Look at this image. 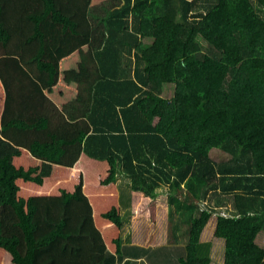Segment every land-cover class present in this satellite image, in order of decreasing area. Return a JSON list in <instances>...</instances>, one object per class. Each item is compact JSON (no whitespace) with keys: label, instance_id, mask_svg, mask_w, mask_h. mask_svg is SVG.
I'll list each match as a JSON object with an SVG mask.
<instances>
[{"label":"trees","instance_id":"1","mask_svg":"<svg viewBox=\"0 0 264 264\" xmlns=\"http://www.w3.org/2000/svg\"><path fill=\"white\" fill-rule=\"evenodd\" d=\"M77 78L84 119L39 109ZM161 186L179 264L212 215L223 264H264V0H0V264H103Z\"/></svg>","mask_w":264,"mask_h":264},{"label":"crops","instance_id":"2","mask_svg":"<svg viewBox=\"0 0 264 264\" xmlns=\"http://www.w3.org/2000/svg\"><path fill=\"white\" fill-rule=\"evenodd\" d=\"M199 4V3H198ZM203 4V3H202ZM130 21V20H129ZM131 25V22H130ZM131 28V27H130ZM131 31V30H130ZM137 44H144L145 40L139 35L137 34ZM131 42H134V38L130 39ZM127 47L123 48V52L127 53V57L131 58L132 60V65L134 63V53H135V48L132 46L131 51L127 52L125 51ZM32 56H26L25 57V62L27 63V67L30 68V71H28L31 79H34L33 74L36 72V65H35V60L32 58ZM71 61L73 65V68H76V66L81 67L80 70L82 72V70H84V67H82L80 65V57L79 54H73L71 56V58L68 61V66H69V62ZM87 61V60H86ZM68 68V67H67ZM87 69V68H86ZM88 72L91 73V69L92 67L89 65L88 66ZM86 73V72H85ZM79 78H77V83L73 84L70 88L68 87H59L58 85L56 86H46V87H41V95L44 96L45 99H41V107H39V109L41 111H47V109L49 108V106L51 105L53 108H55L56 110H58L59 112H61L63 114V117H65V119L71 123H74L75 121H79L81 118V116L83 117V119L85 118V114L88 113L87 111L91 110V106L92 103L90 101H86V99L84 98L83 100H80V87L82 89V86L78 81ZM71 89V90H70ZM13 90L15 92H18L19 90H17L16 87L13 88ZM49 90V91H48ZM70 94V95H68ZM77 94V95H76ZM40 99V98H39ZM68 102V103H67ZM35 104V103H34ZM32 104V105H34ZM38 106V105H37ZM38 108V107H36ZM76 114V117H72L69 116V114ZM75 119V120H74ZM74 120V121H72ZM163 188H165V186H162ZM165 199L164 202L159 199V197L156 198V209H155V220L156 223L153 224L151 222V225H149V222L147 220V218L145 217H140V218H127L126 221L124 222L123 225V232L122 234L124 235V237L122 238V252L121 255H115L113 257H110V253H107V258L104 260L103 264H145L143 262V259L141 258V254L136 253L134 250L136 249V247H139L137 244L131 242L132 240L128 237V235L126 236V232L125 230H127L126 226L128 225V227L130 228L129 231H134L135 236H139V235H149V234H154L155 231H159L160 229H162L164 227V223L165 225H167V220L166 218L168 217V206H167V200H166V192H165ZM213 203V202H211ZM123 207H121L122 210V214H125L126 211L129 210L130 208V204H129V200L128 197L125 198V200L123 201ZM216 209H221L220 207L216 208ZM212 217H215V219L210 218L207 222V224L204 226L201 234H200V242L201 243H205L207 242L209 244L211 239H215L217 242L220 243L221 247H222V257L220 261H216L215 264H223V240L215 238L213 236L214 233V229H215V223H216V216L212 215ZM163 224V225H162ZM154 227V230L151 229L152 226ZM125 227V228H124ZM155 236H153L154 238ZM210 237V238H209ZM215 244L212 243V248L214 247ZM211 245L209 244V248L210 249ZM174 248H181L180 253H175L173 255L174 257V264H179L178 263V258L179 257H183L185 255V250H184V246L182 245V247H174ZM211 248V249H212ZM150 249V248H149ZM151 255H153L152 251L153 249L151 248ZM179 254V255H178ZM209 257H210V264H213V257L211 256V253L209 252ZM151 264H167L166 262H163L161 259L158 261H152ZM169 264V263H168Z\"/></svg>","mask_w":264,"mask_h":264},{"label":"rangeland","instance_id":"3","mask_svg":"<svg viewBox=\"0 0 264 264\" xmlns=\"http://www.w3.org/2000/svg\"><path fill=\"white\" fill-rule=\"evenodd\" d=\"M202 44L201 50L202 52H206V48L204 47L206 44L204 42H200ZM173 92V87L172 86H166L164 92L162 93V96L165 98H169L172 95ZM210 157L214 161H221V160H226L227 154L223 153L222 151L218 149H212L210 151ZM128 180L126 178H123L121 175L118 176V180L116 181L117 187H118V193L119 196L121 197L122 201L125 200L126 197L130 196L129 194V183L127 182ZM166 187L163 188L162 186L156 190L158 193L159 199H161L164 202L165 199V192H166ZM220 210H216V212H219ZM228 212V211H227ZM214 216V215H213ZM216 216V215H215ZM212 219H215V217H211ZM127 219V218H126ZM131 219V218H130ZM168 217L166 218V220ZM149 222V225H151V222L153 224L156 223L155 221H151L147 219ZM163 225V224H162ZM154 230L153 225L151 226ZM125 228V227H124ZM127 230L126 236L132 240L131 242L137 244L139 247H136L134 250L136 253L141 254V258L143 259V262L145 264H151L152 261H158L162 260L163 262H166L167 264H174V257L173 255L176 253H180L181 248H174L176 247H182L183 244H172L168 242V220H167V225L164 223V227L160 229L159 231H155L154 234H149V235H139L135 236L136 233L134 231H129L130 228L128 225L126 226ZM123 230H121V236L122 238L124 235L122 234ZM153 236H155L153 238ZM263 237H261L260 240L263 241ZM210 238V237H209ZM219 239V238H218ZM200 240V239H199ZM221 240V239H220ZM212 243L215 244L214 247L212 248ZM264 243V241L262 242ZM204 245L208 244L207 242L203 243ZM209 244L211 245L209 252L211 253V256L213 257V264L216 263V261H220L222 257V247L219 242H217L215 239H211ZM152 248L153 255H151V250ZM212 248V249H211ZM179 255V254H178Z\"/></svg>","mask_w":264,"mask_h":264}]
</instances>
